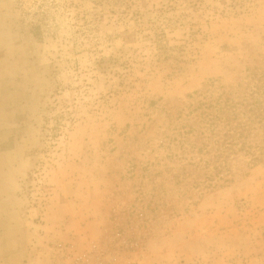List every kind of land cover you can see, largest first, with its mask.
Listing matches in <instances>:
<instances>
[{
    "label": "rangeland",
    "instance_id": "rangeland-1",
    "mask_svg": "<svg viewBox=\"0 0 264 264\" xmlns=\"http://www.w3.org/2000/svg\"><path fill=\"white\" fill-rule=\"evenodd\" d=\"M251 75L264 0H0V264H264V160L169 141Z\"/></svg>",
    "mask_w": 264,
    "mask_h": 264
},
{
    "label": "trees",
    "instance_id": "trees-1",
    "mask_svg": "<svg viewBox=\"0 0 264 264\" xmlns=\"http://www.w3.org/2000/svg\"><path fill=\"white\" fill-rule=\"evenodd\" d=\"M187 128L170 139L182 153L205 154V181L228 182L239 165L255 166L264 160V77H249L244 86L207 90ZM192 138V139H191ZM171 144H168L170 146ZM186 156V155H184ZM194 163L190 164L193 165Z\"/></svg>",
    "mask_w": 264,
    "mask_h": 264
}]
</instances>
